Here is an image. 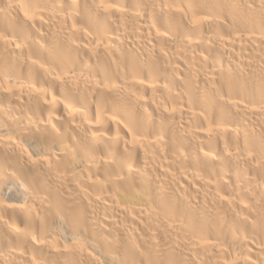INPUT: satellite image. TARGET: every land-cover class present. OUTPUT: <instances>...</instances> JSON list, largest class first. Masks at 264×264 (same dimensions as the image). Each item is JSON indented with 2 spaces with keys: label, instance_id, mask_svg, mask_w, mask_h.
<instances>
[{
  "label": "bare ground",
  "instance_id": "obj_1",
  "mask_svg": "<svg viewBox=\"0 0 264 264\" xmlns=\"http://www.w3.org/2000/svg\"><path fill=\"white\" fill-rule=\"evenodd\" d=\"M0 264H264V0H0Z\"/></svg>",
  "mask_w": 264,
  "mask_h": 264
}]
</instances>
